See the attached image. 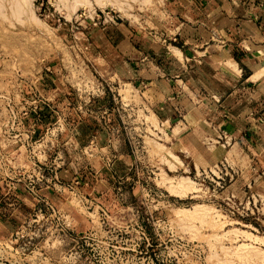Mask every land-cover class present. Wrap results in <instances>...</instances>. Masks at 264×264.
<instances>
[{
    "label": "rangeland",
    "instance_id": "374dc122",
    "mask_svg": "<svg viewBox=\"0 0 264 264\" xmlns=\"http://www.w3.org/2000/svg\"><path fill=\"white\" fill-rule=\"evenodd\" d=\"M169 1L0 0V179L34 174L37 160L46 163V172L53 161H63V179L93 175L98 181L84 193L102 187V215L97 207L86 208L85 194L76 187L66 189L59 208L75 231L100 227L104 251L99 264H264V244L246 237L264 238V166H249L244 153L217 152L216 137L206 132L208 123L205 133L193 136L190 131L177 136L178 126L170 131L169 123H160L126 81L124 61L113 56L114 48L140 51L144 42L179 43L167 38L175 31L168 26L175 24ZM128 31L132 33L127 37ZM214 37L222 46L224 38ZM135 55H130L132 63H145ZM260 55L264 67V51ZM32 115L54 118L36 129ZM85 117H100L108 124L103 126L114 120L113 134L95 139L87 135L80 142V129L71 126ZM20 126L23 134L14 136ZM27 130L31 133L26 135ZM97 140L109 145L98 147ZM177 140L193 146L188 157L178 151ZM165 149L172 152L171 160ZM260 157L264 159V150ZM179 178H188L182 183L191 185L187 192L177 194ZM195 204L202 208L198 216L177 221L172 214L174 208L192 210ZM49 226V218L43 217L36 225L39 231H28L26 237L43 243L36 254L39 264H65L64 252L72 241ZM228 230L237 234L229 238ZM9 239H0L1 256ZM237 248L243 251L241 258ZM229 252L234 261H229Z\"/></svg>",
    "mask_w": 264,
    "mask_h": 264
},
{
    "label": "crops",
    "instance_id": "0c3cea01",
    "mask_svg": "<svg viewBox=\"0 0 264 264\" xmlns=\"http://www.w3.org/2000/svg\"><path fill=\"white\" fill-rule=\"evenodd\" d=\"M240 2L170 0L167 9L175 24L168 26H175V31L167 38L178 39L179 43H166L164 39L157 46L144 42L145 47L140 51L114 48L112 52L125 63L121 68L126 72V81L143 96L144 103L160 123H169L170 131L178 126L177 136L188 131L193 136L205 133L204 123H208L206 132L216 137L213 146L217 152L244 153L249 166L261 168L264 166V159L260 157L264 150V67L260 64V54L264 51V0ZM131 33L128 31L127 37ZM215 35L224 38L222 46L212 41L216 40ZM123 37L126 38L125 35ZM132 54H140L138 60H146L145 63H132ZM229 60L238 71L227 65ZM52 87L50 85V89ZM204 92L209 96L203 95ZM204 109H208L210 115H205ZM32 116L37 121L36 129L54 118V115ZM66 118L67 115L64 116L65 121ZM114 122L111 126H103L105 121L100 117H85L75 120L71 127L74 131L75 128L80 129L79 133H74L82 142L87 135L92 139L98 135H112ZM66 126L68 128L69 125L66 123ZM102 144L97 140L98 147ZM177 145L178 151L184 152L186 157L189 150L194 149L181 141ZM80 177L83 182L75 189L82 194H85L88 184L91 186L98 181L93 179V175ZM89 192L85 195L91 194L98 203L104 204L102 187L99 190L95 186ZM40 194L54 206L65 204V192L41 189ZM33 205V198L20 187L5 195V187L0 183V239L10 237L17 230Z\"/></svg>",
    "mask_w": 264,
    "mask_h": 264
},
{
    "label": "built area",
    "instance_id": "2783aa9c",
    "mask_svg": "<svg viewBox=\"0 0 264 264\" xmlns=\"http://www.w3.org/2000/svg\"><path fill=\"white\" fill-rule=\"evenodd\" d=\"M15 115L13 119H15ZM20 118H17V122ZM20 124L17 123L16 126ZM22 125V124H21ZM23 126V125H22ZM22 126L15 127L14 136L21 135L24 130ZM8 130V129H6ZM31 131H26V135ZM54 164L49 171L46 168V163L37 160L32 164L35 170L34 174L30 175H4L0 179V183L5 187V195L20 187L28 193L34 200V205L27 214V216L20 222L17 230L9 237V241L3 244V254L0 255V264H39V259L36 254L41 253L37 250L43 246L38 241H31L32 237L27 238L29 232L39 231L36 228L41 218H49L50 229L61 232L65 237L71 240L72 243L65 249L64 259L65 264H99L103 260V241L98 240L102 238L100 227H88L85 230L75 231L72 223H68L64 217V212L61 208L54 206L50 201L40 194L41 189H52L58 192H66L72 189L75 185L81 182L80 177L74 176L72 178L63 179L61 171L67 167L63 161L61 164ZM2 164L0 161V168ZM84 204L87 209L94 210L97 207V213L102 215L104 209L102 204L98 203L95 197L83 196ZM31 220V221H30ZM35 222V225H32ZM25 230V231H24ZM25 232V233H24ZM23 238V239H22ZM68 241V242H69ZM35 256L33 257V255Z\"/></svg>",
    "mask_w": 264,
    "mask_h": 264
},
{
    "label": "bare ground",
    "instance_id": "6f19581e",
    "mask_svg": "<svg viewBox=\"0 0 264 264\" xmlns=\"http://www.w3.org/2000/svg\"><path fill=\"white\" fill-rule=\"evenodd\" d=\"M22 1H23V0H22ZM76 1H77V0H76ZM80 1H82V0H79V3H80ZM85 1H86V0H85ZM97 1L100 2L101 0H96V2H97ZM102 1H103V0H102ZM102 1H101L100 3H103ZM107 1H108V0H107ZM25 2H27V1H25ZM98 2H97V3H98ZM87 3H88V1H87ZM109 3H110V2H109ZM119 3H120V2H119ZM113 4H115V3H113ZM115 5H116V4H115ZM16 6H17V7H20L19 5H16ZM14 10H15V9H14ZM18 10H19V8H18ZM17 12H18V11H17ZM15 13H16V12H15ZM171 48H172V47H171ZM173 49H174V51H175L178 55H180V51H179L176 47L173 46ZM174 51H173V52H174ZM232 62H233L232 60H229V62H228V63H229V66H230L233 70L236 71V68H235L234 64H232ZM227 65H228V64H227ZM229 66H228V67H229ZM230 67H229V68H230ZM235 71H234V72H235ZM237 71H238V70H237ZM263 71H264V70H263ZM155 121H156V120L154 119V122H155ZM159 144H160V143H159ZM160 145H161V144H160ZM160 145H158V147H159ZM155 146H156V145H155ZM155 146H154V147H155ZM158 147H157V148H158ZM160 147H161V146H160ZM162 148H163V147H161V149H162ZM161 149H160V150H161ZM163 149H164V148H163ZM166 149H167V148H166ZM166 149H165V150H166ZM165 150H163V151H165ZM167 150H169V148H168ZM167 150H166V152L169 153V151H167ZM155 151H156V150H155ZM163 151H160L161 154H162L161 157H163L164 160L170 159L171 156H169V155H171L172 152H170V153L168 154V157H169V158L166 159V158H164V155H165V157H166L167 155L164 154L165 152H163ZM160 152H159V154H160ZM159 154H157V155L159 156ZM163 154H164V155H163ZM172 155H173V154H172ZM159 157H160V156H159ZM161 157H160L159 159H161ZM174 157H175V156H174ZM175 158H177V157H175ZM179 158H180V157H179ZM161 160H162V159H161ZM170 160H171V159H170ZM176 160H177V159H176ZM176 160L174 159V161H173V158H172V161H173L174 164H175V161H176ZM162 161H163V160H162ZM178 161H179V160H177V165H178ZM179 163L181 164V162H179ZM180 164H179V165H180ZM185 177H186V176H185ZM181 179H182L183 181L180 182ZM181 179L179 178V180H177V181H179V182H177V183L175 182L176 184L173 182L175 185L178 184V185L176 186V191H179V190H180V191H182V190H186V192H187L188 189L191 188V187H190L191 185H189L191 182H190V183H187V186L189 185V186H188L189 188L186 187V188H187V189H186V188H185V186H186L185 183H184V184H182V183H183L185 180H188V178H185V180H184V178H181ZM185 182H186V181H185ZM188 182H189V180H188ZM170 184H172V183L170 182V183H168L167 185L169 186ZM174 184H173V185H174ZM173 185H172V186H173ZM175 185H174V187H172V189L175 188ZM170 186H171V185H170ZM168 189H169V188H168ZM176 191H175V192H176ZM180 191L177 192V194H178V193H181ZM184 192H185V191H184ZM184 192L182 191V193H184ZM170 193H171V192H170ZM173 194H174V191H173ZM201 205H202V204H201ZM169 209H170V208H169ZM174 209H175V210H174L175 213L172 212V214L176 215V218L179 217V218L182 219V220L185 219V218H187V217H189V216H190V217H191V216L194 217V216H196V215L198 216V215L201 214V210H202L201 206H198V205H196V204L193 205L192 210H183L182 208H180V209H182V210H180V209L178 210V208H174ZM176 209H177V211H176ZM206 209H207V208H206ZM203 210H204V209H203ZM210 210H211V209H210ZM211 211H212V210H211ZM215 213H216V212H215ZM174 215H173V216H174ZM188 215H189V216H188ZM204 216H205V215H204ZM209 217L211 218L210 215H209ZM204 218H205V217H204ZM180 219L177 218V221L180 220ZM206 220H207V219H206ZM210 220H211V219H210ZM186 221H187V220H186ZM202 221H203V219H202ZM207 221H209V219H208ZM212 221H213V220H212ZM213 222H214V221H213ZM223 223H224V222H223ZM213 224H214V223H213ZM215 224H216V223H215ZM221 224H222V222H221ZM223 225H224V224H223ZM216 227H218V225H216ZM231 229H233V228H231ZM192 230H193V229H192ZM193 231H195V230H193ZM228 231H229V230H228ZM228 231H226V232H227L226 234H228ZM230 231H231V232H230ZM230 231H229V234H231L234 230H230ZM240 232H241V231H240ZM244 232H245V231H244ZM229 234H228V235H229ZM235 234H237V233L234 232V234H231L232 236L229 235V238H230V237L233 238V236H235ZM241 234H243V233H241ZM220 235H221V234H220ZM228 235H225V233H224V236H228ZM238 235H239V234H238ZM251 235H252V234H250V236H249V235H246V237H248V239H250V240H253L255 243H259V244H261V245L264 244V238H262L263 236L261 237V236H257V235H252V236H251ZM236 239H237V238H236ZM243 244H244V243H243ZM240 245H241V244H240ZM244 245H245V244H244ZM244 245H242V246H243V250H244ZM242 246H240V247L237 246V247L241 248ZM249 246H250V245H249ZM246 247H247V246H246ZM223 249H224V248H223ZM235 249H236V248H235ZM235 249H234V250H235ZM224 250H225V249H224ZM226 250H227V248H226ZM238 250L240 251V249L237 248V255H238ZM230 251H231V250H230ZM223 252H224V251H223ZM225 252H226V251H225ZM227 252H228V251H227ZM233 252H234V251H233ZM233 252H232V253H233ZM240 252H242V253H240ZM240 252H239L240 254H239L238 257H240L241 255H243V251H240ZM248 252H249V251H248ZM244 253H245V251H244ZM224 254H227V253H224ZM224 254H223V255H224ZM246 254H247V253H246ZM230 255H231V254H230V252H229L228 258H229V259H230V258H233V257H229ZM237 255H234V258H235V256H237ZM224 258H226V257H224ZM240 258H241V257H240ZM240 258L238 259V262H241L242 260L245 259V258L243 257L244 259H241V261H240ZM229 259H227V260H229ZM236 259H237V258H236ZM236 259H235V260H236ZM223 260H224V259H223ZM229 261H234V260H233V259H230ZM222 262H223V261H222ZM242 262H243V261H242ZM244 262H245V261H244ZM244 262H243V264H244ZM230 263H234V262H230ZM225 264H226V261H225ZM238 264H241V263H238Z\"/></svg>",
    "mask_w": 264,
    "mask_h": 264
}]
</instances>
